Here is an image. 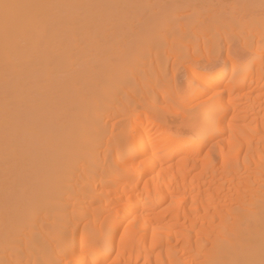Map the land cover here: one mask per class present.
I'll use <instances>...</instances> for the list:
<instances>
[{"label":"bare ground","instance_id":"obj_1","mask_svg":"<svg viewBox=\"0 0 264 264\" xmlns=\"http://www.w3.org/2000/svg\"><path fill=\"white\" fill-rule=\"evenodd\" d=\"M154 1L0 0V264H264V0Z\"/></svg>","mask_w":264,"mask_h":264},{"label":"rangeland","instance_id":"obj_2","mask_svg":"<svg viewBox=\"0 0 264 264\" xmlns=\"http://www.w3.org/2000/svg\"><path fill=\"white\" fill-rule=\"evenodd\" d=\"M150 1H154V0H150ZM157 0H155L154 2H156ZM218 1H219V3H221L220 5H219V3H218ZM192 2H195V1H192ZM215 2V3H214ZM151 3V2H150ZM225 3V0H223V4ZM192 4V3H191ZM195 4H196V2H195ZM200 4V3H199ZM211 4V5H210ZM209 5L207 4V5H199L197 8H199V11H201V12H203L204 11V14H205V12L206 13H208V12H210L209 14L210 15H214V14H217V13H219V9H220V6H223V4H222V2H221V0H211V3H210ZM217 5H219L218 7H217ZM205 6H206V11H205ZM217 7L216 9L215 8H212V7ZM201 9V10H200ZM210 9V10H209ZM215 10H217V12L214 11ZM219 10V11H218ZM198 11V10H197ZM211 11L212 12H214V13H211ZM156 12V11H155ZM257 13H262V15H264V10L262 11V10H260V11H257ZM203 16V15H202ZM205 17H206V14H205ZM237 35H240V34H238V32L236 33ZM235 35V34H234ZM233 34L232 35H226V36H224L223 38H220V37H218V40H216V44H219L221 47H225V45L227 44V42L228 41H230L233 37V41H234V43H237V44H239L238 42L240 41H238L237 39H239V37H241L242 36V34L240 35V36H237L238 38H236L235 36H234ZM231 36V37H230ZM236 38V39H235ZM238 41V42H237ZM219 42V43H218ZM213 43V42H212ZM211 42H210V44H212ZM221 43V44H220ZM226 43V44H225ZM222 44H223V46H222ZM237 44H235V45H237ZM206 46H210L209 45V43H208V45L206 44ZM201 51H203L204 52V50H203V47H201L200 48V50H199V52L201 53Z\"/></svg>","mask_w":264,"mask_h":264}]
</instances>
